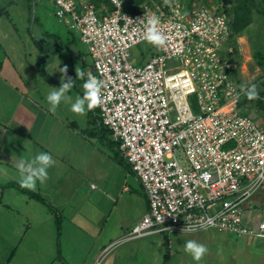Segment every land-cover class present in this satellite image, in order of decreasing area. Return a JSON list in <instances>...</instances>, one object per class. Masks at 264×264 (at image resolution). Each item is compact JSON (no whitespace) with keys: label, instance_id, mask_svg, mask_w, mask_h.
Returning <instances> with one entry per match:
<instances>
[{"label":"built area","instance_id":"1","mask_svg":"<svg viewBox=\"0 0 264 264\" xmlns=\"http://www.w3.org/2000/svg\"><path fill=\"white\" fill-rule=\"evenodd\" d=\"M51 1L87 47L92 76L103 85L100 123L147 198L124 241L209 229L264 238V221L243 217L244 204L264 186V117L241 110L245 84L234 72L226 12L184 0L146 1L134 13L123 10L124 0H109L110 12L80 0ZM152 15L166 42L134 56L147 42L144 20Z\"/></svg>","mask_w":264,"mask_h":264},{"label":"rangeland","instance_id":"2","mask_svg":"<svg viewBox=\"0 0 264 264\" xmlns=\"http://www.w3.org/2000/svg\"><path fill=\"white\" fill-rule=\"evenodd\" d=\"M80 1L93 4L92 0ZM146 1L157 2L144 0L143 3ZM202 2L216 7L220 5L219 0H193L191 3ZM27 6L26 0H0V7L6 8V12L0 14V44L5 51L0 69V263L230 264L235 253L221 245L222 237L228 235L210 229L193 234L156 233L145 236L143 245L141 242L116 240L95 249V237L107 216L93 215V212L97 208L107 212L113 202L109 196H115L123 186H128L135 194L136 206L138 201L141 202L143 188L121 153L116 151L115 143L88 137L82 132L91 126L87 112L85 115L74 114L64 103L55 112L50 111L46 95L51 87L60 85L48 82L35 71L40 51L31 35L42 39L45 69L58 82L64 69L79 70L80 55L89 61L88 51L78 33L72 31L70 34L55 16L51 0H35L34 4L30 2L29 9ZM101 7L108 10L105 4ZM44 31L57 34L61 40L73 38L61 51L52 54L54 47L44 40ZM49 40L56 42L53 37ZM148 44L143 42L138 49H132L134 56L145 54ZM236 45L240 82L246 86L255 84L264 90V69L253 58L256 49H260L264 56V16L253 12L251 23L236 37ZM148 58L145 55L141 59ZM133 59L132 63L137 62V57ZM90 67L82 70L87 74ZM68 94L73 99L83 95L72 89ZM247 108L241 105L242 111ZM263 113L264 109L254 111L258 117H264ZM39 152L59 155L63 166L70 168L72 174L76 169L80 178L72 184L70 191H62L59 184L54 185L60 176L54 166L48 169V179L43 183L37 181L34 189L20 186L17 165L21 160L30 162ZM76 186H79L83 198L73 197ZM25 191L35 193V196H28ZM79 199L82 214L75 217L72 210ZM114 218V215L109 216L108 220ZM261 219L262 215L258 213L254 221L250 220L257 224ZM209 236L213 237L215 245L203 242ZM104 237L103 233L100 239ZM164 237L171 241L167 257L164 256ZM189 239L208 249L199 262L183 250L184 242ZM227 239L232 241L233 237Z\"/></svg>","mask_w":264,"mask_h":264},{"label":"crops","instance_id":"3","mask_svg":"<svg viewBox=\"0 0 264 264\" xmlns=\"http://www.w3.org/2000/svg\"><path fill=\"white\" fill-rule=\"evenodd\" d=\"M53 157H55L54 160L56 161L54 165L55 170L60 175L59 178H57V180L54 182V185L59 184V187L61 186L60 190L62 191H65V190L70 191L72 188V184L76 183L77 179H79L80 176L76 173V169L73 171L75 173L73 174L70 173V168H67V167L65 168L63 166L62 164L63 161H61V157L59 155H55ZM59 187L57 188V190H59ZM92 187H95V186L93 185ZM80 189H81V185H80ZM80 189H79V186H76L74 188L72 195L75 199L78 196L83 198V195L82 194L80 195V192H79ZM141 194H142L141 202L138 201V203H136V206H135V201H136L134 199L135 194L130 191L128 186H123L120 192H117L115 196H109L112 198L113 202H112L111 207L107 210V212H102V209L100 208H97L96 211L93 212V215L96 213L97 215L107 216V218L105 219L101 227L99 234L95 237L96 240L93 243L94 246L96 245L95 249L99 250L100 245H102L103 243L125 239L130 228L147 211V198H146V195L143 189H142ZM80 207L81 205H80V199H79L77 202V205L73 207L74 210H72V213L75 217H78L79 215L82 214L79 212V210L81 209ZM258 213L262 215V219L260 221H264V186L255 195H253L244 204V207H243L244 219L253 225H257L260 222L259 221L257 224L252 223V221L255 220V217ZM113 215L115 216V218L113 220L111 219L108 220L109 216L111 217ZM248 217L252 221L248 219ZM202 231H205V230H202ZM211 231L216 232L215 230H211ZM197 232H200V231H197ZM103 233L106 237H104V239L102 240L100 238ZM179 233H182V232H179ZM191 233L193 234L196 232H191ZM225 234L233 237L232 241L227 239L228 236L224 238L222 237V241H221L223 242L221 245L224 247V249L234 251L235 253L234 255H232L234 256V258L230 264H264V238L255 237L251 235L238 236L232 233H225ZM143 238H145V236L134 238V239H129L126 241L136 242V243L141 242L142 244L140 245H143L144 244ZM207 241H208V244L215 245V241L213 240L212 236L206 237V240L203 242H205L206 244ZM170 242L171 241L169 238L164 237V241H163L164 246L169 245V248H170ZM58 248L61 250V247L58 246Z\"/></svg>","mask_w":264,"mask_h":264},{"label":"trees","instance_id":"4","mask_svg":"<svg viewBox=\"0 0 264 264\" xmlns=\"http://www.w3.org/2000/svg\"><path fill=\"white\" fill-rule=\"evenodd\" d=\"M28 2V6L27 8H30V2H33V4L35 3V0H26ZM182 1V0H181ZM187 5H190L191 2L193 0H184ZM220 1V5L217 9H222V11L226 12V14L228 15L229 19H230V28H231V35H230V43L233 45L234 48V52H235V64H236V69L234 70L235 75L238 76V70H239V61L237 60V54H238V50H237V45H236V37L242 33L247 27L248 25L251 23L252 21V14L253 12H256L257 14H260L262 16H264V0H219ZM93 4L99 9L101 8L102 5H106L107 7V11L110 12L113 10V6L110 4L109 0H92ZM144 0H124L123 3V10L130 12V13H134V12H138L140 11L143 6ZM5 7H0V14L3 12H6ZM70 34L72 33L71 31H68ZM44 40H47V44H50L51 46H53L54 48L51 49V53H55V52H59L61 51V49L67 45L68 43L71 42L72 38H66L65 40H61L59 38V36L53 32H49V31H44L42 33ZM49 37H53L56 42H52L49 40ZM31 39L33 40V42L36 44V46L38 47L40 53L37 56V61H36V65H35V71L40 73L41 75H43V78L45 80H47L48 82L51 83H56L58 85L61 84V81H57L54 80L53 78H51L49 76V74H47V71L45 69L46 67V62H45V57L46 55L44 54L43 50H42V39H35L34 36L31 35ZM5 54V51L2 47V45L0 44V69H1V65H2V61H1V56ZM88 57V55H87ZM253 58L254 61L256 62V64L261 68L264 69V56L261 52L260 49H256L253 52ZM80 61H81V65L78 68L79 70L82 69H86V67H90L91 66V62L90 60L88 61L84 56L80 55ZM91 69V67H90ZM77 70V69H75ZM61 74L63 76H65L66 78H71L74 81V87L72 88V90L79 92V93H83V89L81 88L82 83L84 82L83 80H81L79 77H77L76 75V71L74 70H66V72H61ZM86 74V72H85ZM87 74H91L92 75V71H88ZM87 74L85 76V79L87 78ZM258 88V87H257ZM259 95H264V90L262 88H258L257 89ZM240 105L243 106H248L253 108L254 110H260V109H264L263 103H262V99L260 97L256 98V99H248L247 96H245ZM246 110L242 111L245 112ZM99 111H98V105L94 108H92L91 110L87 111V120L88 123L91 125L89 128H85L82 129V132L85 133L88 137H98L103 141H107L110 144L111 143H115L116 144V151L118 153H121L119 150V142L114 141L113 139H111V134L108 128H106L105 126L102 125V123H100V118H99ZM72 125H75V122H71ZM108 139V140H107ZM121 157L123 158V156L121 155ZM124 159V158H123ZM121 160V159H120ZM125 161V159H124ZM126 163V161H125ZM126 165L129 167V165L126 163ZM24 193H26L28 196H35V193L29 192V191H25ZM167 244V243H166ZM166 247V252L164 254L165 257H167L169 254V246H165ZM168 249V251H167ZM0 264H7V263H0Z\"/></svg>","mask_w":264,"mask_h":264},{"label":"clouds","instance_id":"5","mask_svg":"<svg viewBox=\"0 0 264 264\" xmlns=\"http://www.w3.org/2000/svg\"><path fill=\"white\" fill-rule=\"evenodd\" d=\"M159 23V17L155 15L147 17L144 20L145 32L143 38L149 44L157 47L163 46L166 42V37L158 31L157 26ZM63 72H66V69ZM76 75L84 81L81 85L83 95H77L73 99L68 93L74 87L75 80L62 76L60 86L51 87V90L46 95L50 111L55 112L58 106L64 103L70 106L72 113L85 115L88 110H91L100 103L102 82L91 74H87V78L85 79L86 74L83 70H76ZM241 91L250 100L259 97L255 84L250 87L242 85ZM55 163L56 161L49 152L37 153L30 162L21 160L17 165L20 186L22 188L34 189L37 181L43 183L48 179V169L53 167ZM183 250L196 262L201 261L208 252L205 245L191 239L184 242Z\"/></svg>","mask_w":264,"mask_h":264}]
</instances>
